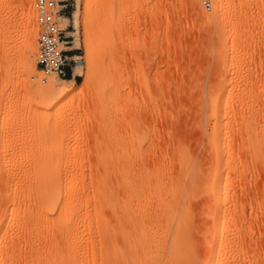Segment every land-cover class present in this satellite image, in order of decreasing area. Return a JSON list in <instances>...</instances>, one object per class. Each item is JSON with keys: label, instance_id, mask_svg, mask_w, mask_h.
Instances as JSON below:
<instances>
[{"label": "rangeland", "instance_id": "1", "mask_svg": "<svg viewBox=\"0 0 264 264\" xmlns=\"http://www.w3.org/2000/svg\"><path fill=\"white\" fill-rule=\"evenodd\" d=\"M89 1L66 0L60 19L80 76L43 82L32 0H0V264L8 250L6 264H28L27 227L37 223L38 252L36 234L54 229L26 192L37 162L84 174L83 206L63 213L91 220L93 241L100 211L108 232L133 225L148 239L136 264H207L215 242L224 264H264V0H139L122 20L129 93L106 126L95 119ZM108 9L113 22L119 10ZM49 80L67 94H41Z\"/></svg>", "mask_w": 264, "mask_h": 264}, {"label": "bare ground", "instance_id": "2", "mask_svg": "<svg viewBox=\"0 0 264 264\" xmlns=\"http://www.w3.org/2000/svg\"><path fill=\"white\" fill-rule=\"evenodd\" d=\"M29 2L30 0H25L26 5H29ZM139 3V0H90L86 5V9H88L89 7L91 8L92 4L94 5V11H91V14L93 13V19H91V22L93 21L94 23L95 40L92 48L90 49L88 45L87 48L90 51L89 58L91 59V61L93 60L97 63L96 70L98 71L99 76V93L95 109V119L97 117V125H109L114 121V119L116 121V119H118L119 112H121L122 102L124 99H127L126 96L129 93L128 89H130L129 78L131 74L129 75L130 69L128 70L124 66V61L126 60L125 56L127 57V55L125 54V52L123 54L124 56L122 55V51H125L124 48L127 45V35L125 33L126 30L124 29L125 23L122 20L124 18V15H126L128 9H136L137 6L139 7L140 5H143H139ZM108 8H116L119 10L116 13L117 18L113 22H111V20H113L112 13L108 11ZM209 15L206 16L208 17ZM61 18L64 19L63 16ZM32 43L33 37L31 35L28 37L29 46H32ZM120 47L123 49L122 51L120 50ZM127 50L128 49H126V51ZM121 55L125 60L121 59ZM28 56H26L24 60V68H28L29 70L31 59ZM47 80H45V82H47ZM53 82L54 81L49 80L45 88L41 89V91L39 89L41 94H43L44 96H46L48 93L57 94L60 96L67 94L64 89L57 90L56 88H54L55 85ZM43 156H46L42 155V158L46 162L45 159L47 158H44ZM46 165L47 163L42 164L37 162V164L34 166L35 168L33 170V173L31 174L32 176L30 177L29 185L27 186L29 189H27L26 192L28 190L29 192H33L32 203L37 206L35 216H37L38 219H40L41 217V220L43 219L45 222H48V224H50V227L53 226L54 229L51 228L52 231H50L49 233L36 234V237L38 235L37 238L39 239V242H41V244L43 245V250L41 252H38V249L33 245L31 240L34 230H37V226L34 227L35 225H37V223L33 224L34 226L31 225L30 228L27 227L29 229L26 228V230H28L26 231L27 239L25 238V246H22L24 247V251H22L25 253L27 263L136 264V261L134 260L135 255L133 254L136 249V245L140 240L141 242L138 245H145L148 239L145 237L141 238L139 234L138 237L136 228L133 225L130 228H126L125 231H121L119 234L116 232H108V229H106L105 226L106 223H104L103 217L101 215L102 212L100 211L98 213H95L96 219H94V221L96 220L97 222L94 223L97 225L96 230H98V233L96 234H98L97 241L99 242V244L97 243V241H93V238L89 232V226H91L90 224L92 223L91 220L82 217L74 219L72 218V216H67L63 213L66 210L67 205L69 206L68 210L70 207H75V205L77 204L83 206L84 200L86 199V192L84 191L83 186L79 190H75L74 185L80 179L82 183V181L84 180V174H82L80 170H74L72 172H60L51 170L49 169V167H45ZM216 193L219 192L216 191ZM103 196L99 198L103 200ZM26 199L29 200V198ZM54 212H58V216L55 218L50 217L49 215ZM10 214L6 219L8 221H10V219L16 215H14V212H12L13 216L10 217ZM3 220L4 219L0 220V224ZM117 236L123 239L122 241L123 245H125V249H129L128 254L121 249L122 247L119 248L116 245L115 239ZM217 247L218 245L215 242V246L211 251L207 264H224L223 261H220L218 259L220 250H218ZM18 248L20 249L21 247ZM13 250L11 249L12 253L14 252ZM17 250H15V252ZM9 251L10 250H8V252ZM7 253L6 256L3 255L5 256L3 260L6 263L11 262L14 259L12 257L11 260L10 255H7ZM12 253L10 254L15 257V255ZM228 253L229 251L225 250L221 255H223L224 257L225 254ZM2 258L3 257L1 256L0 260Z\"/></svg>", "mask_w": 264, "mask_h": 264}, {"label": "built area", "instance_id": "3", "mask_svg": "<svg viewBox=\"0 0 264 264\" xmlns=\"http://www.w3.org/2000/svg\"><path fill=\"white\" fill-rule=\"evenodd\" d=\"M66 0H32V9L37 26L35 65L42 73V81L53 76L65 79L69 68L81 67V55L67 57L64 44L68 42L60 27V19L65 15ZM203 5L208 8L209 2Z\"/></svg>", "mask_w": 264, "mask_h": 264}, {"label": "crops", "instance_id": "4", "mask_svg": "<svg viewBox=\"0 0 264 264\" xmlns=\"http://www.w3.org/2000/svg\"><path fill=\"white\" fill-rule=\"evenodd\" d=\"M66 54L68 58H71L73 55H75V51L68 49ZM78 68L79 67L69 68L67 70V75L65 79L73 80V81L77 80L78 77L80 76V74L77 73Z\"/></svg>", "mask_w": 264, "mask_h": 264}]
</instances>
